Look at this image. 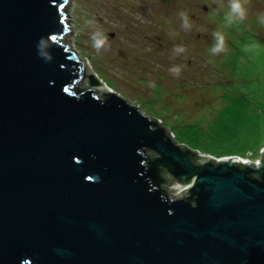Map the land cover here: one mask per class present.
<instances>
[{
  "label": "water",
  "instance_id": "obj_1",
  "mask_svg": "<svg viewBox=\"0 0 264 264\" xmlns=\"http://www.w3.org/2000/svg\"><path fill=\"white\" fill-rule=\"evenodd\" d=\"M68 2L0 0V264H264V153L204 156L104 89Z\"/></svg>",
  "mask_w": 264,
  "mask_h": 264
},
{
  "label": "rangeland",
  "instance_id": "obj_2",
  "mask_svg": "<svg viewBox=\"0 0 264 264\" xmlns=\"http://www.w3.org/2000/svg\"><path fill=\"white\" fill-rule=\"evenodd\" d=\"M245 7L246 18L228 25L229 0H69L72 29L63 41L104 89L158 117L179 145L217 161L256 163L264 153V0ZM217 32L227 51L213 55ZM96 33L107 38L99 51ZM177 46L185 52L176 54ZM179 188L169 185L171 193Z\"/></svg>",
  "mask_w": 264,
  "mask_h": 264
},
{
  "label": "clouds",
  "instance_id": "obj_3",
  "mask_svg": "<svg viewBox=\"0 0 264 264\" xmlns=\"http://www.w3.org/2000/svg\"><path fill=\"white\" fill-rule=\"evenodd\" d=\"M248 0H229V8L230 11L229 13L225 16V20L227 22L228 25L233 24L236 21H243L246 16H247V8L245 7V5L247 4ZM181 19H182V27H184L185 29H190L191 28V24L189 22V18L187 13H180ZM260 22L264 23V16H261L260 18ZM214 38L216 40L215 45L211 48V53L213 55L222 53V52H226L227 48H226V41H225V36L222 33H214ZM93 39V46L94 48L99 51L100 49H102L104 47V45L106 44V37H102V34L100 33H96L93 35L92 37ZM173 51L176 54H182L185 52V49L182 46H177L174 47ZM172 74L176 75L177 77H179L180 73H181V67L180 66H174L169 70Z\"/></svg>",
  "mask_w": 264,
  "mask_h": 264
},
{
  "label": "built area",
  "instance_id": "obj_4",
  "mask_svg": "<svg viewBox=\"0 0 264 264\" xmlns=\"http://www.w3.org/2000/svg\"><path fill=\"white\" fill-rule=\"evenodd\" d=\"M231 158H237V157H226V158H224V159H228V160H230ZM238 160H241L240 158H237ZM242 163L243 164H245V163H253V162H251L250 161V159H248V161H245L244 159L242 160ZM176 184H178L179 186H180V188H179V190L178 191H180V190H184V189H186V185H182V184H179V183H177L176 182Z\"/></svg>",
  "mask_w": 264,
  "mask_h": 264
},
{
  "label": "trees",
  "instance_id": "obj_5",
  "mask_svg": "<svg viewBox=\"0 0 264 264\" xmlns=\"http://www.w3.org/2000/svg\"><path fill=\"white\" fill-rule=\"evenodd\" d=\"M260 148H261V147H260ZM260 148H259V149H260ZM255 157H257V156H255Z\"/></svg>",
  "mask_w": 264,
  "mask_h": 264
},
{
  "label": "bare ground",
  "instance_id": "obj_6",
  "mask_svg": "<svg viewBox=\"0 0 264 264\" xmlns=\"http://www.w3.org/2000/svg\"><path fill=\"white\" fill-rule=\"evenodd\" d=\"M222 158V157H221Z\"/></svg>",
  "mask_w": 264,
  "mask_h": 264
}]
</instances>
